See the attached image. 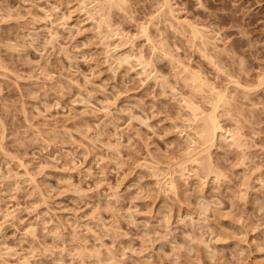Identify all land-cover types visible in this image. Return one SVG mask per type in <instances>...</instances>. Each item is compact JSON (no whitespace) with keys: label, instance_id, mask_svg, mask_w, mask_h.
Listing matches in <instances>:
<instances>
[{"label":"clouds","instance_id":"1","mask_svg":"<svg viewBox=\"0 0 264 264\" xmlns=\"http://www.w3.org/2000/svg\"><path fill=\"white\" fill-rule=\"evenodd\" d=\"M0 264H264V0H0Z\"/></svg>","mask_w":264,"mask_h":264}]
</instances>
